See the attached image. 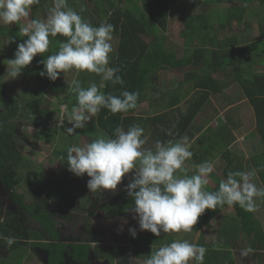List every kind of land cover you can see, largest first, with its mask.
I'll return each mask as SVG.
<instances>
[{"label": "trees", "instance_id": "trees-1", "mask_svg": "<svg viewBox=\"0 0 264 264\" xmlns=\"http://www.w3.org/2000/svg\"><path fill=\"white\" fill-rule=\"evenodd\" d=\"M70 1L73 2L75 0H68V5L77 10L78 7ZM229 1L235 0H121V3H117L116 0H97V6L92 7V10H89L86 4L82 7V12L77 10L85 20L91 22L94 26H98L101 22H108L114 25L115 30L112 40L114 51L110 54V66L120 68L119 75L124 83L112 85L108 82L101 91L114 95H120L124 90L139 93L137 107L130 109L126 113L113 115L107 109H101L97 115L98 124L88 128V130L93 129L91 133L92 140L100 135L101 132L102 135L112 136L116 127H123L126 130L134 124L141 126L143 118L137 117L136 111L139 105L147 98H179L180 94H185L187 97V95H192V91H194L197 96L195 95L194 103H190V112L185 116L186 121L183 122L184 124L181 125L180 130L174 133L175 135H167L169 137L174 136V138H163V135H158V133L155 136L152 134L146 147H151L156 140L175 142L183 136L187 137L191 143L190 151L193 153L191 159L187 161H193V163L199 165L205 161L214 162L215 160L213 159H216L217 156L221 157L223 159L222 162H224V164L222 163L219 166L222 169L220 171L222 175H215V178H212L213 185L209 191L218 190L219 183L226 179L229 173L245 171L241 156L236 153V150H233V152L229 150L233 139H236V135L234 133L231 134L232 129H225L228 126L225 122V117L220 118L216 125H208L209 121L214 119V117L207 110L204 111V117L200 120L196 118L200 110L203 109L205 102L210 100L209 96L211 94L216 96L223 88L229 87L228 85L225 86V82L220 83L217 78L212 76L215 72L221 70L223 66L231 65L234 73L236 72L235 76L237 75V87L244 90V95L250 99L255 108L256 131L264 143L263 81L256 86L258 76L263 77L264 74L254 73V76L243 77L246 62L239 56V52L243 50V47L239 46L236 40L226 39L222 36L223 31L232 26L234 17L238 21H242L243 11L247 9L245 7L249 3L260 2V4H264V0H240L243 4L231 6L226 15H215L211 5L224 4ZM52 6L53 0H40L39 4L32 5L37 13L34 18L41 21L45 20L48 9ZM251 12H249L250 15ZM179 19H181L182 24L181 35L185 37L183 48H176L170 43L167 34V32H171L172 24ZM258 22L264 25V19ZM260 31L264 37V26L260 27ZM9 39H13L14 42L20 44L27 37L20 35L18 24L5 25L0 22V103L2 104L6 99L4 96L8 89L7 85L12 84L14 81V78H10V70H8L10 68L9 60L11 59V52L8 46ZM64 39V37L59 35L54 38L50 37L48 52L37 54L33 59L37 64V74L34 83H31L28 79H23L25 83L23 86H17L15 87L16 89L12 90L9 94V104H4L7 110L4 115H0V163L4 164L6 158L10 163L8 169L2 175L4 183L10 190L9 197L14 203L27 210L34 219L40 220L51 236L56 233L54 219L48 217L47 210L38 205V202L42 200L38 193L34 192L31 194L37 202L32 203V205L25 202V192L28 193L32 180L38 176H32V167H28L29 164L23 162L25 160L22 159L21 161L20 154L16 153L12 147L13 143L18 139V134L14 131L16 124L10 122V119L15 117L32 119L31 123L39 128L53 127L46 120V117L48 118V114L51 113L49 119L59 121L62 117L60 116L61 109L56 108V110L48 112L47 109L41 108L47 89L61 94H74L71 85L73 79H78L82 87H88L93 83L99 87L101 79L94 73H77L76 71L64 75L61 73L55 81H51L46 76L42 77L39 74L44 68L42 61L48 55L55 53L58 50L59 43ZM260 42L262 43L261 45ZM257 43L255 42L252 46L264 49V38ZM253 60L264 64V54L256 56ZM189 65L197 68L194 80L189 82L175 81L173 84L166 82L167 77H165L166 80L164 81L160 80V74L164 75L170 69ZM251 77L257 78L254 80ZM231 82L227 83L231 85ZM173 103L169 105L172 106ZM235 110L233 108L232 111L227 112L226 117L232 126L237 128L243 122L235 117ZM40 116L41 119L43 118V122ZM97 129H100V134L94 132ZM198 132L197 138L193 139L192 136ZM226 134H229L231 138L228 139L229 137H226ZM46 139L58 141V144H56L57 154L66 157L67 148L71 146L72 142L70 135L60 138L49 136ZM253 159L260 163L258 169L264 170V151L255 155ZM185 168L187 170L186 174L189 176L196 172L194 168ZM184 174L181 173V175ZM130 178L131 173L122 179L123 188L109 201L107 217H113L114 215L125 216L131 213L130 209L134 207V204L125 189ZM51 182L53 183L52 179H50ZM70 182L72 185L79 184L78 180L75 183ZM55 184L60 188V196L64 194L62 188H65L67 184H60L57 180ZM22 186L24 187L21 188ZM120 206L124 207V209L120 210ZM217 218L223 219L222 224L217 228V234L214 235V243L218 246L214 247L212 251L206 252L208 254V257L204 258L206 263L208 261V264H238L239 261L235 258L232 250L238 236L242 237L244 233L247 235L254 233L255 236L251 238L250 244L241 245L239 248L245 250L247 247L243 246H249L247 249H251V251H247L253 256L252 258L264 264V228L255 210L248 212L239 205L228 206L226 204L223 207L217 206L215 210L206 209L193 228L195 231L200 232L203 227L210 226V223L217 220ZM134 228L137 235L135 238L131 235V241L135 244V253L139 258L145 260L152 251L171 243L173 240H177V237L172 234L161 233L158 237L147 230L142 233L139 232L137 226ZM237 231L239 234L236 236ZM33 233L34 239H41V237H38L40 234H37L35 230L28 232L29 237L33 236ZM6 238H13L15 243L12 246L15 247L20 245V238L24 237L22 234L16 236L13 230L8 227L7 222L0 218V249L7 244ZM12 246L10 248L14 249ZM78 246L76 245V248ZM79 247L85 251L89 245ZM102 250L109 249L105 246L102 247ZM212 257H218V260H214ZM2 258L0 252V262Z\"/></svg>", "mask_w": 264, "mask_h": 264}, {"label": "clouds", "instance_id": "clouds-1", "mask_svg": "<svg viewBox=\"0 0 264 264\" xmlns=\"http://www.w3.org/2000/svg\"><path fill=\"white\" fill-rule=\"evenodd\" d=\"M39 3L40 0H0V22L18 24L29 17L31 6ZM114 30L108 22L94 26L69 7L68 0H53L45 20L33 19L20 28V35L27 39L18 44L14 58L9 60V76L17 77L37 54L48 52L50 37L59 35L65 39L55 53L42 61L44 68L39 74L55 81L61 73L75 70L94 73L101 79L99 87L95 83L82 87L78 79L71 81L75 104L66 117L71 125L66 127V133L72 135L76 129L86 128L101 109L113 115L126 113L137 107L138 92L124 90L114 95L101 91L108 82L124 83L120 68L110 66ZM144 131L135 124L126 130L116 127L112 136L98 135L90 142L69 146L66 155L68 170L77 177L86 174L91 192L115 190L131 173L125 189L133 201L130 211L141 231L158 237L161 233H190L206 209L226 204L253 212L256 198L264 197V187L258 188L252 182L255 170L231 172L219 183L218 190H205L214 165L205 161L197 166L195 174H186L185 162L193 155L187 137L175 142L156 140L146 147ZM129 232L136 237L135 228ZM6 243L11 246L15 241L6 238ZM206 252L199 243L177 239L152 251L144 264H204Z\"/></svg>", "mask_w": 264, "mask_h": 264}, {"label": "rangeland", "instance_id": "rangeland-1", "mask_svg": "<svg viewBox=\"0 0 264 264\" xmlns=\"http://www.w3.org/2000/svg\"><path fill=\"white\" fill-rule=\"evenodd\" d=\"M70 2L78 7L77 10L79 12H81L84 4H86L89 10L94 6H97V0H75L73 2ZM116 2L121 3V0H116ZM238 3L239 2H236L235 0L226 2L224 4H212L211 9L215 11V15L224 16L227 14L231 6ZM35 15L37 16V13L31 6L29 17L27 19H22L18 23V27L22 28L26 26L27 23L35 19ZM249 17H251L250 14ZM257 21L258 19H256V22ZM181 25V19H179L177 22L172 24V28L170 30L171 32H167L169 37L168 41L176 46V48H183V44L185 42V37L181 35ZM239 29L240 26H238V20L236 18H233L232 29L226 28L225 33L223 31L222 36L224 38L233 37L236 35V32ZM8 46L9 51L11 52V59H13L18 44L14 42L13 39H9ZM8 70L11 69L9 68ZM73 71L75 70H70L65 74L73 73ZM178 71L180 70L174 69L171 74L175 75L178 73ZM229 72V68H224L221 75L224 78H229ZM36 74L37 64L32 60V62L21 71V73L18 75L19 77H15L13 83L7 85L8 89L5 92L4 96V98L6 99L4 100L3 104L0 103V115H4L7 110L5 105L9 104V94L12 92V90L17 86H23L26 79L30 80L31 83H34ZM62 74L64 75V73ZM231 74H233L232 71ZM161 76L162 74H160V78H162ZM226 90L234 96L239 95V89H237L236 86L230 87ZM44 95L45 96L42 100L41 108L47 109L48 112L56 110V108L61 109L60 116H62V119L60 118L59 121H52L51 119H49V117H51V113L48 114V118L46 117V120L49 121V124L51 123L53 127L47 126L45 128H39L31 123L32 119H24L18 117L10 119V122L16 124V128H14V131L16 134H18V139H16L12 147L16 151V153L20 154L21 161L22 159L25 160L23 162L29 164L28 167H32V176H38L36 177V179L32 180V184H30L28 191L29 194L25 192V202L29 205L37 202V200H35V198L31 195L32 193L37 192L38 196H40V198L42 199L38 202V205H40V207L45 210H50V214L52 213V215L56 217V219L60 223L58 226L61 229V232H63L62 237H65V239H72L74 241H89L91 242L93 251L95 250L96 245H98L99 243L107 245L115 244L116 246L123 245L119 243L128 240L129 229L133 228V226H137V230L139 232H144L139 229L138 221L136 219H133L134 213L132 212L125 216L114 215L113 217H107L109 201L112 197H114L121 191V189L123 188L122 182L117 186L115 190L91 192L87 188V180L89 179V177L86 174L83 177H77L72 174L68 170L66 157L59 156L57 154L56 144H58V141H49L46 139L49 136H56V138H60L62 136L68 135L65 129L66 127H71V125L65 119L67 117V114L70 113L71 108L75 104V94H61L47 89ZM242 99L238 100V102L242 103V101H244V103H247V98H244L243 100ZM65 108L67 109V112L63 111V109ZM143 111V108L138 110V116L147 117L148 115L144 114ZM219 117L220 115H218L216 119L210 121L211 123H209L216 124V120ZM41 120L42 122L44 121L43 118ZM61 120L64 121L63 124L60 123ZM97 124L98 123L96 116L92 121L88 122L86 128L76 129V132L70 135L72 137L71 145H81L83 143L90 142L92 140L91 133L93 129L88 130V128ZM94 132L100 134V129H97ZM163 132L166 133L167 130L163 129L161 133ZM157 133L158 132H154L153 135L155 136V134ZM169 133L170 132L166 134ZM100 135H102V132ZM144 135L148 138V140L152 136L151 133L147 134L145 131ZM250 138L252 139V137ZM62 157L64 159H61ZM9 164L10 163L7 158L4 164L0 163V218L1 220L7 222L8 227L13 230L16 236L22 234V236L25 238L22 241H25L26 235L30 230H36L39 233H43V226L41 222L33 220V217L30 215V213L27 212V210L23 209L10 199V190L8 189L2 178V175L6 171V169H8ZM197 166L198 165L196 163H193V161H187L185 164V167L187 168L197 169ZM218 171L219 166L217 164H214L213 172L218 174ZM213 172L208 177L209 183L205 186V190L207 191L211 190L213 185V183L211 182V178L216 175L215 174L212 176V174H214ZM50 179L53 180V183H50ZM56 180L60 184H67L65 188H62L64 194H62L61 196L59 191L60 188H58V186L55 184ZM77 180L79 181L78 185H72V183L70 182L72 181L75 183V181ZM23 187L24 186H22L21 188ZM262 198L263 197H258L257 199L260 201ZM258 205L264 207L262 205V201H260ZM119 209L123 210L124 207L120 206ZM257 217L262 221V227L264 228V210L263 212L259 210ZM219 226V223H210V226L203 227L200 232L195 231V229L193 228L190 233H173L172 235H175L177 239L180 240H188L189 242L199 243L203 246H206L207 251H212L214 247L216 248L218 246L216 243H214V235L217 234V228ZM237 234H239L238 231L236 233V236ZM243 236L244 238H242ZM243 236H238L237 241L235 242L236 244L233 247V254L239 261L238 264H261L260 261H257L256 259L254 260L252 258L253 256L249 254V252L247 251V248L249 246H243L247 247L245 248V250L239 248V246L244 244L249 245L251 238H254L255 234L250 233L247 235L246 233H244ZM22 243L24 242H21V244ZM11 246L5 244L1 247L0 252L3 258L1 259L0 264H21L24 257L26 258L23 260L22 264H46L42 256H40V254L37 253L34 248H31L30 243H24V247H19L20 245L15 247L12 246V248L14 247V249H11ZM25 247L27 248V250ZM123 247L125 250L123 249ZM127 251H130V254L125 264H144L145 260L135 255L133 252V247L131 246H122L120 253H122L121 255H123L127 253ZM205 257H208L207 253L205 254ZM212 258L214 260H218V257ZM103 261H98L97 264H109L106 262L104 263ZM112 264L117 263L112 262ZM204 264H208V261L206 263V259H204Z\"/></svg>", "mask_w": 264, "mask_h": 264}, {"label": "crops", "instance_id": "crops-1", "mask_svg": "<svg viewBox=\"0 0 264 264\" xmlns=\"http://www.w3.org/2000/svg\"><path fill=\"white\" fill-rule=\"evenodd\" d=\"M236 2H239V3L235 5L243 4V2L240 0H236ZM245 8H247L248 10L245 9L243 11V19L241 22L238 21V26H240V29L237 30L235 36L229 37L226 39L236 40L239 43V46L243 47V50L239 52V56L242 59H244V61L246 62V69L244 70V73L242 76L250 77V76H254V73L264 74V64L257 63L256 60H253L256 56L264 54V49L259 48V47L254 48L252 46L253 44H255V42L257 43L262 38H264L260 31V27L264 25H261V23L258 22L259 20L264 19V4H260V2H251ZM250 11H252L251 17H249ZM256 19H258L257 22H256ZM228 28L232 29V26ZM261 44L262 43L260 42V45ZM224 68H229V71H230L229 72L230 74H228L229 78H224L221 75L222 70ZM175 69H178L180 71H178L177 74L172 75L171 72L174 69L172 70L170 69L168 70L169 72L167 74H164L161 76L162 78H160V80L164 81L166 80L165 77H167L166 82L173 84L175 81H178V82L179 81H188V82L192 81L194 80L196 76L197 68L193 65L178 67ZM231 71L233 72V74H231ZM235 74L236 72L234 73V69L231 67V65L223 66L221 70H218L217 72L213 74L212 77L217 78L220 83L225 82V86L228 85L229 87L223 88V90L219 91V94L216 96L211 94L209 96L210 100H207L205 102L202 110L199 109L200 112L197 114L196 118L200 120L202 117H204V111L206 110L211 116L214 117V119H216V117L220 115V117L216 120V123L218 122L220 118L225 117L226 119L225 122L226 124H228V126L225 129H228V128L232 129L231 134L234 133V135H236V139H233L232 143L230 144L229 150H231L232 152L233 150H236V153L239 156H241V158L243 159L242 161L244 163L245 171L255 170V176L252 177V182L255 183L258 188H260V187H264V170L258 169V166L260 165V163H258V161L254 160L253 158L255 155L262 153V151H264V143L262 142V140L260 139L258 135V132L256 131L257 122H256V116H255V113H256L255 108L250 102V99L246 95H244V90L237 87L238 81L236 80L237 75L235 76ZM251 78H254L255 80L257 77L256 78L251 77ZM229 81H232L231 85L227 83ZM261 81H263L264 83V76L263 77L258 76V80H256L257 83L255 82L256 86H258L261 83ZM234 86H236L237 89H239L238 96H234L226 90ZM263 88H264V85H263ZM195 95H196L195 92L192 91V95L191 94L187 95V97L185 96V94H180L179 98H147L143 103L139 105L136 111L137 117H142V116H138L137 114L138 110H140L141 108L144 109L143 113L148 115L147 117H142L143 118L142 123L144 125L142 124L141 127L144 128L147 134L148 133L153 134L154 132L155 133L158 132L160 135H163V138H174V136L169 137L167 135H172L174 133H177L180 130L181 125H183L184 124L183 122L186 121L185 116H187L188 112H190L189 111L190 103L191 102L194 103ZM242 98L243 99L247 98L246 100L247 103H244V101H242V103H239L238 100ZM167 102H169L168 105H167ZM172 102L174 103L172 106H170L169 104ZM233 108L236 109L235 117L237 119L238 118L241 119L243 122L242 125H240V127H237V128L233 127L231 122H229L228 118L226 117V113L232 111ZM210 123L208 125H216V124H210ZM163 129L167 130L166 133L168 132L170 133L169 134H166L164 132L161 133ZM198 135H199V132L195 133L192 136L193 139H196ZM225 136L229 137V134H226ZM250 137H252V139ZM230 138L231 137H229L228 139ZM163 141L168 142L167 140H163ZM213 160H215L214 162H212L213 165L217 164L218 166H221L222 163L224 164V162H222L223 159L221 157L217 156V158ZM220 171H222V169L219 167L218 174L216 173V175L218 176L222 175ZM213 175H215V173L212 174V176ZM260 201H262V205L264 206V197ZM260 201L256 198L255 213L257 214L259 213V210L262 212L264 210V207H262L261 205L260 207L258 205ZM222 221L223 219L217 218V220L212 221L211 223H217V224L219 223L221 225ZM253 259L255 260V258Z\"/></svg>", "mask_w": 264, "mask_h": 264}, {"label": "flooded vegetation", "instance_id": "flooded-vegetation-1", "mask_svg": "<svg viewBox=\"0 0 264 264\" xmlns=\"http://www.w3.org/2000/svg\"><path fill=\"white\" fill-rule=\"evenodd\" d=\"M49 211L50 210H47L46 212H49ZM47 215L48 217H52L54 219V228L56 231L54 235L55 237L51 236V234L44 228L43 223L41 222L44 232L39 233L38 231L35 230L36 233L40 234V236L38 237H41V239H34V236L29 237V234H27L26 240L22 241L25 238L21 239L20 246H19V247H24V243H30L31 248H34L37 251V253H39L40 256H42L46 264H97L98 261L100 262L103 260H105L103 261L104 263L106 262L109 264H112V262H116L117 264H122V263L125 264L130 254L129 253L130 251H127V253L121 255L122 253H120V250H121V247L124 245L133 247V252L136 255L135 244H133L131 241L130 232H129L128 240L119 243L123 245L116 246L115 244L107 245V244L99 243L98 245H96L95 250L93 251L91 242L89 241H83V240L74 241L72 239H68V238L65 239V237H62L63 232H61V229L58 226L60 223L58 222L56 217L52 215V213L50 214V212ZM33 220L40 222V220H37L34 218ZM21 242H24V243L21 244ZM76 245L85 246V247L89 245V247H86L85 249L86 252H85L79 246H78L79 248L78 247L76 248ZM104 245H107V248L109 250L112 248L111 250H113V252H111V250L103 251L102 247H105ZM25 258L26 257H24L23 260Z\"/></svg>", "mask_w": 264, "mask_h": 264}]
</instances>
